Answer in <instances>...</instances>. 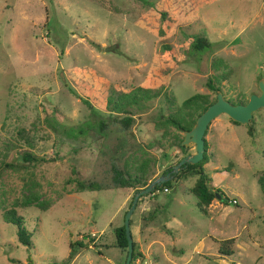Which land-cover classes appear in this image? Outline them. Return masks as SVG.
<instances>
[{
    "label": "rangeland",
    "instance_id": "rangeland-1",
    "mask_svg": "<svg viewBox=\"0 0 264 264\" xmlns=\"http://www.w3.org/2000/svg\"><path fill=\"white\" fill-rule=\"evenodd\" d=\"M147 1L155 9L138 0H0V264H27L28 258L32 264H61L70 241L88 246L70 264H111L115 257L120 264L124 253L115 247L108 222L121 208L114 224H123L135 189L115 187L112 168L133 173L145 164L149 183L175 165L184 156L176 146L184 133L165 118L196 93L214 101L216 94L205 86L208 77L217 78L230 103L244 104L259 94L264 0ZM159 9L172 19L162 38L156 36ZM182 32L205 36L211 50L192 51ZM161 42L177 54L175 67ZM162 84L161 94L135 111L128 129L113 122L100 100L92 108L82 102L87 89L92 99H104L107 90H159ZM57 118L63 126L88 124L89 131L69 139L59 127L52 130ZM101 121L106 127L99 133ZM208 129L209 186L230 201L216 198L202 213L190 191L195 178L143 196L130 218L142 254L132 264H264V196L258 183L264 176V109L239 127L220 115ZM29 153L36 162L24 160ZM75 179L96 188L80 191L74 181L68 183ZM12 208L31 233L30 247L4 222V211ZM233 237L244 250L235 245L230 257L220 255L218 241Z\"/></svg>",
    "mask_w": 264,
    "mask_h": 264
},
{
    "label": "trees",
    "instance_id": "trees-1",
    "mask_svg": "<svg viewBox=\"0 0 264 264\" xmlns=\"http://www.w3.org/2000/svg\"><path fill=\"white\" fill-rule=\"evenodd\" d=\"M144 4H148L150 8L155 9V6L152 3H149L147 0H138ZM213 0H205V4H209ZM158 14L160 16V27L158 31L156 32V36L158 38H162L166 35L168 29L172 25V19L169 17V14L165 11L158 10ZM192 14V13H191ZM194 14V11H193ZM175 23V22H174ZM184 36H186L189 47L192 51L196 53H203L206 51L211 50L212 44L209 42V40L200 34H194V33H188L185 34L182 32ZM160 49L164 56H166L170 61V66L173 68L178 64V56L175 53L173 47L166 42L160 43ZM94 78V75L93 77ZM97 78V77H96ZM95 79V78H94ZM98 79V78H97ZM214 76L208 77L205 86L207 89L214 94H216L221 89L215 84L214 80H216ZM95 81V80H94ZM164 87L163 84L158 89H151L149 87L144 86H136L131 88L128 91H122L121 93L115 90H107V94L104 99H100L98 97L92 99L90 97V90L87 89V97L82 99V102L87 105L89 108H92V101H95L98 104V101L100 100L102 102L101 109L106 111L107 113H110L113 118V122L120 125L124 129H128L131 124L133 123V116L135 115V111H142L146 107V103L150 101L151 99H154L158 97L161 92L163 91ZM225 97V96H224ZM98 99V100H97ZM171 101V100H170ZM215 101V99H214ZM214 101H209L206 95L196 93L192 95L190 98L186 99L181 106L175 111L173 114H169L165 118V123H167L169 126L174 127L176 130L183 132L190 130L194 123L196 118ZM94 102V103H95ZM230 102V101H229ZM232 104H239V103H233ZM60 120L57 118L55 121V124H51V128L53 131L59 127L58 130L61 135H65L69 139L76 140L80 136L87 135L89 129L88 124H70L68 126H63ZM233 124L239 125L237 122L231 121ZM106 124L104 121H101L99 123V133L105 129ZM249 135L252 136L254 133V130L252 126L249 125L248 129ZM96 134L99 136L100 134ZM206 134V133H205ZM182 138H177L176 146L179 148V150L182 152V154L185 156L189 154L188 148H185L180 145ZM205 152L203 159L198 162L197 164L191 165L188 164L186 167H182L178 173L174 174L173 179L164 182L163 184H160L159 186H156L152 193L146 195H153L156 191H163L164 189L171 188L172 182L177 180H187L188 178L195 177V182L193 186L191 187L190 191L191 193L197 198V206L198 209L202 213H207L208 206L212 203L213 200L216 199V194L219 193L221 196L222 202L225 204L227 201H230L229 198L225 197L223 198V193L220 190H216V192L213 191L212 188H210L209 183V176L205 171V165L209 162L208 156H207V145L206 141L204 144ZM74 153L78 151L77 148L73 147L72 150ZM24 160L27 161V163L36 162V158L32 154H25ZM178 163V162H177ZM176 163V164H177ZM175 164V165H176ZM9 166V165H7ZM174 166V165H173ZM169 167L168 169L164 170L160 175H164L167 172L171 171L172 167ZM145 174H147L145 170V164L139 165V167L131 173L129 170L126 169H120L118 167L112 168V183L115 187L118 188H128V189H135V193L139 191L138 187H145L148 184V179L145 177ZM74 181L77 184V187L80 191H83L85 189H95V183L89 182L84 183L79 180H70L68 183ZM258 183L260 186V189L262 191V194L264 196V176H259ZM134 193V194H135ZM133 194V196H134ZM133 196L131 197V201L129 203V206L132 202ZM33 199L38 200L37 197L32 196ZM143 197V196H142ZM140 197V198H142ZM145 197V196H144ZM141 199H139V202ZM137 202V203H139ZM41 208L47 209L48 205L46 201H40ZM128 206V208H129ZM138 206V204H137ZM136 206V207H137ZM126 211L124 212L125 215ZM3 219L4 222L10 223L16 227V234H17V240L20 244L30 247L31 242V233H29L25 226H24V218L17 214L15 209H8L4 211L3 213ZM124 219V216H123ZM130 225H131V219H130ZM113 234L115 237V247L119 249L121 252L124 253V257L122 259V262L120 264H123L126 257L127 252V239L125 236L124 231V225L121 224L118 227H115L113 229ZM132 235V234H131ZM133 239V238H132ZM236 243V238H228L224 240H220L217 243V251L220 255L230 257L234 251L233 248ZM69 248L70 251L68 253L67 258L62 261L61 264H70L73 259L76 257L78 253L82 249H88L87 245H84L83 242H69ZM138 257H142V254L137 249V243L133 241V253H132V259L131 263H133L134 260H136ZM10 262L13 263H20L18 260L11 259ZM27 264H32L30 258L27 259Z\"/></svg>",
    "mask_w": 264,
    "mask_h": 264
},
{
    "label": "water",
    "instance_id": "water-1",
    "mask_svg": "<svg viewBox=\"0 0 264 264\" xmlns=\"http://www.w3.org/2000/svg\"><path fill=\"white\" fill-rule=\"evenodd\" d=\"M111 49L112 48H110V50ZM258 90L259 94H251L245 104L230 103L224 97L223 92L219 90L216 93L215 101L196 118L193 127L190 130L184 131V136L180 145L185 148L193 147L195 152L183 156L178 161V163L172 167L171 171L164 175L154 177L150 180L147 186L134 194L132 202L123 219L124 231L127 239V252L123 264L131 263L133 253V239L130 232V218L136 209L137 202L140 197L152 193L156 186L173 179L174 174L178 173L182 167L184 168L188 164H197L203 159L205 152L204 137L211 121L220 115H226L231 121L237 122L238 124H248L252 120L254 112L258 111L259 109H264V78H261L258 81ZM215 194L217 199L221 198L218 193Z\"/></svg>",
    "mask_w": 264,
    "mask_h": 264
},
{
    "label": "crops",
    "instance_id": "crops-1",
    "mask_svg": "<svg viewBox=\"0 0 264 264\" xmlns=\"http://www.w3.org/2000/svg\"><path fill=\"white\" fill-rule=\"evenodd\" d=\"M236 125V124H235ZM241 124H239L238 125V127L240 126ZM255 133V132H254ZM253 133V134H254ZM205 141H210V142H212V139H213V135H210V130L209 129H207L206 130V134H205ZM211 147H212V144L210 145V147H209V149H208V151L211 149ZM195 152V151H194ZM191 178H195V177H191ZM189 179V178H188ZM195 182V181H194ZM193 186V185H192ZM221 199V198H220ZM230 199V198H229ZM143 205H146V202H145V204H143ZM146 208H147V206H145ZM120 210H121V208H117V210H116V217H115V219H113L112 217H110V221L108 222V226L109 227H113V228H115V227H118V225H115L114 223H115V221H117V216H118V213L120 212ZM114 216V215H113ZM100 238V236L98 237V239ZM236 238V241H237V237H235ZM97 239V240H98ZM136 241V240H135ZM197 245H199V247L201 248V249H203V243L200 241ZM235 245H236V243H235ZM237 246V245H236ZM237 248L239 249H241V250H244V246L241 244V243H239V241H238V246H237ZM224 257H226V256H224ZM228 258V257H227ZM111 264H119V258H116L115 257V259L114 260H112L111 261Z\"/></svg>",
    "mask_w": 264,
    "mask_h": 264
},
{
    "label": "built area",
    "instance_id": "built-area-1",
    "mask_svg": "<svg viewBox=\"0 0 264 264\" xmlns=\"http://www.w3.org/2000/svg\"><path fill=\"white\" fill-rule=\"evenodd\" d=\"M164 192H167V189H164ZM237 201L236 200H233V203H236Z\"/></svg>",
    "mask_w": 264,
    "mask_h": 264
},
{
    "label": "clouds",
    "instance_id": "clouds-1",
    "mask_svg": "<svg viewBox=\"0 0 264 264\" xmlns=\"http://www.w3.org/2000/svg\"><path fill=\"white\" fill-rule=\"evenodd\" d=\"M164 191V190H163Z\"/></svg>",
    "mask_w": 264,
    "mask_h": 264
},
{
    "label": "flooded vegetation",
    "instance_id": "flooded-vegetation-1",
    "mask_svg": "<svg viewBox=\"0 0 264 264\" xmlns=\"http://www.w3.org/2000/svg\"><path fill=\"white\" fill-rule=\"evenodd\" d=\"M245 104V103H244Z\"/></svg>",
    "mask_w": 264,
    "mask_h": 264
}]
</instances>
